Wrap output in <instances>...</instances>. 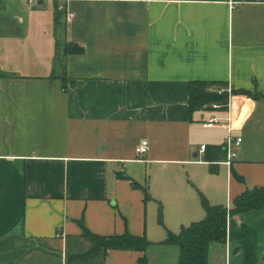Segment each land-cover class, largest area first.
<instances>
[{"label":"crops","instance_id":"obj_1","mask_svg":"<svg viewBox=\"0 0 264 264\" xmlns=\"http://www.w3.org/2000/svg\"><path fill=\"white\" fill-rule=\"evenodd\" d=\"M232 1L0 0V264H67L91 248L82 224L146 236V264H178L162 242L205 218L202 196L231 209L264 188V99L232 95L226 112L189 115L193 81L264 95V0ZM57 10L65 40L84 49L67 59L66 91L50 79ZM229 137L242 139L238 157L212 172L202 148L226 151ZM245 228L252 264H264V207L229 218L209 264H249ZM143 256L109 250L83 264Z\"/></svg>","mask_w":264,"mask_h":264},{"label":"trees","instance_id":"obj_2","mask_svg":"<svg viewBox=\"0 0 264 264\" xmlns=\"http://www.w3.org/2000/svg\"><path fill=\"white\" fill-rule=\"evenodd\" d=\"M60 11L56 13V25L61 33L56 36L55 55L53 58V71L51 80H60L62 89L67 90V59L70 56L82 55L84 49L65 40V27L60 23ZM222 82L193 81L189 85V115L202 110H212L217 105L218 111H228L230 97L243 95L255 101L264 99L259 92L245 90H231L228 92ZM224 91H221L223 90ZM227 152L223 147L207 146L205 159L210 163V169L215 172V162L226 159ZM138 186V185H136ZM145 192V199L151 200L147 187L140 186ZM202 205L206 216L199 222L183 227L178 234L168 231L164 245H173L179 248L180 256L178 264H209L210 246L214 243L226 245L228 220L233 216L244 215L250 212L261 211L264 207V188L247 190L233 200V207L212 206L202 196ZM159 223L164 225L163 210L160 206L158 214ZM83 237L90 242L91 248L82 254L69 256L67 264L90 263L98 258L105 259L109 250L137 251L144 254L140 259L142 264L147 263L145 253L151 243L146 236H133L126 233L121 236H100L89 232L82 224ZM245 231V243L248 251V263L252 264L253 247L251 236L247 228Z\"/></svg>","mask_w":264,"mask_h":264},{"label":"built area","instance_id":"obj_3","mask_svg":"<svg viewBox=\"0 0 264 264\" xmlns=\"http://www.w3.org/2000/svg\"><path fill=\"white\" fill-rule=\"evenodd\" d=\"M229 4L231 5V7L235 6V2H233L232 0H228ZM74 18V14H68L67 15V21L71 22ZM221 91H224L221 90ZM230 92V90L228 91ZM214 109H218L219 106L214 105L213 106ZM217 122L216 119H212L209 123L208 126L212 127L213 125H215ZM242 143V139L241 138H234V137H229L227 139L226 142V152H227V156H226V160L224 162V164H226L229 168H231L234 164V161L237 159L238 154L236 152V148L239 147ZM149 151V142L148 141H143L137 148H136V154L138 157L142 158L144 156L147 155ZM202 151H205V147L202 148Z\"/></svg>","mask_w":264,"mask_h":264},{"label":"rangeland","instance_id":"obj_4","mask_svg":"<svg viewBox=\"0 0 264 264\" xmlns=\"http://www.w3.org/2000/svg\"><path fill=\"white\" fill-rule=\"evenodd\" d=\"M155 224H156V226H157V228H165L166 229V226L165 225H161L160 223H159V219H158V216L157 217H155Z\"/></svg>","mask_w":264,"mask_h":264}]
</instances>
